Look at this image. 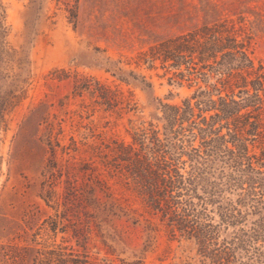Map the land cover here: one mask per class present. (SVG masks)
I'll use <instances>...</instances> for the list:
<instances>
[{"label": "rangeland", "instance_id": "1", "mask_svg": "<svg viewBox=\"0 0 264 264\" xmlns=\"http://www.w3.org/2000/svg\"><path fill=\"white\" fill-rule=\"evenodd\" d=\"M218 20L264 66V0H0V264H264V184L214 111L167 106L219 70L182 76L151 50ZM153 132L178 168L175 238L120 158L153 157Z\"/></svg>", "mask_w": 264, "mask_h": 264}, {"label": "trees", "instance_id": "2", "mask_svg": "<svg viewBox=\"0 0 264 264\" xmlns=\"http://www.w3.org/2000/svg\"><path fill=\"white\" fill-rule=\"evenodd\" d=\"M230 22L232 21L218 20L205 23L162 41L151 50H157L163 62L172 61L171 66L176 69L185 65L186 68L179 72L182 76L185 71L196 75H210V72L219 70L220 78L213 84V89H201L198 94L195 93L194 104L188 99L184 107L167 106L177 116L181 112L193 114L195 107H199L201 111H214L211 118L216 122L209 123L205 116L204 123L213 132H220V127L226 128V133L217 132V137L230 143L229 152L238 157V162L247 171L246 181L255 190L258 183L264 184V66L262 63L256 64L248 52V44L237 38L238 32ZM152 58L156 59L155 54ZM213 90L217 91V98L212 97ZM217 122L221 123L218 128L215 127ZM148 139L155 152L153 157L146 155L143 144L140 147L122 144L119 149L120 158L150 209L160 214L171 237L175 238L178 231H184V228L180 229L178 226L179 222L172 211V200L176 195L171 191L179 182L177 164L167 150L161 152L163 144L156 132ZM250 145L262 147L261 151L250 152L253 151L250 150ZM254 172L258 173L257 177L253 176ZM257 222L264 224V219ZM66 264L90 262L85 256H78L70 258Z\"/></svg>", "mask_w": 264, "mask_h": 264}]
</instances>
